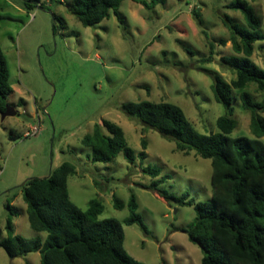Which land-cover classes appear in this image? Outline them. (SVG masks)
I'll return each instance as SVG.
<instances>
[{
    "label": "rangeland",
    "instance_id": "obj_1",
    "mask_svg": "<svg viewBox=\"0 0 264 264\" xmlns=\"http://www.w3.org/2000/svg\"><path fill=\"white\" fill-rule=\"evenodd\" d=\"M232 1L146 0L145 7L124 0L118 8L122 23L111 12L98 25L83 27L66 8L72 0H0V48L12 88L8 105L16 112L3 121L0 116V240L8 236L9 222L13 235L44 241L45 233L28 225L21 186L48 177L67 162L76 171L67 181L70 200L86 210L90 200L99 199L100 220L122 222L128 210L115 209L112 197L126 204L134 195L149 235L136 225L122 224L123 248L130 257L142 264H201L199 247L183 232L195 218L193 208L143 188L152 179L141 171L139 160L129 164L119 152L111 163H92L87 159L90 149L80 141L95 124L113 122L135 154L146 139L143 166L169 176L160 188L175 196L187 194L196 203L209 201L210 160L176 152L174 142L129 119L121 106L171 103L196 131L216 133V119L224 110L214 100L212 80L203 70L216 72L228 83L235 78L233 70L220 64L221 57L233 54L223 16L244 25L239 11L226 8ZM246 1L260 16L264 33V0ZM209 42L215 45L214 53L211 63L204 64ZM251 60L264 68V42L255 45ZM246 92L255 101L264 99L255 85ZM232 93L237 125L230 136L252 138L250 114L241 106L240 92ZM34 127L39 132L27 136ZM11 130L17 134L14 140L8 138ZM0 264H40V255L11 259L0 248Z\"/></svg>",
    "mask_w": 264,
    "mask_h": 264
},
{
    "label": "trees",
    "instance_id": "obj_2",
    "mask_svg": "<svg viewBox=\"0 0 264 264\" xmlns=\"http://www.w3.org/2000/svg\"><path fill=\"white\" fill-rule=\"evenodd\" d=\"M123 1L72 0L66 8L83 27H94L111 12L122 23L118 8ZM132 1L148 6L146 0ZM226 8L239 11L244 25L239 26L228 15L223 16L233 54L221 57L220 64L233 70L235 78L228 83L216 72L203 70L212 80L214 100L224 110L216 119V133H199L183 111L171 103L138 101L121 106L129 119L174 142L176 152L183 155L193 152L197 157L210 160L209 201L196 203L187 194L175 196L160 188L169 176H161L156 167L143 166L146 139H141V150L135 154L121 127L113 122L103 120L95 124L80 143L90 149L87 159L92 163H111L119 152L129 164L139 160L141 171L152 179L151 184L143 188L155 191L167 202L192 207L195 218L183 232L199 247L201 264H264V143L261 141L264 137V99L255 101L246 92L250 85L264 92V68L251 60L255 45L264 42V33L260 16L246 0H234ZM194 16L197 18L198 14L194 12ZM225 43L223 39L219 41L221 46ZM209 48V57L202 60L204 64L212 61L213 42H209ZM233 90L240 92L241 106L250 114L252 138L230 136L237 125L233 118ZM11 93L9 69L0 48V113L5 111ZM8 138L14 140L17 134L11 130ZM75 173L74 165L65 162L46 178L27 180L21 186L27 222L31 230L45 233V239L41 242L13 235L8 222V236L0 240V248L11 259L39 253L40 264H142L123 248L122 224L136 225L149 235L137 212L134 195H130L126 204L112 197L115 209L126 206L128 210L122 222L113 218L100 220L103 205L99 199L90 200L86 210L70 200L67 181Z\"/></svg>",
    "mask_w": 264,
    "mask_h": 264
},
{
    "label": "water",
    "instance_id": "obj_3",
    "mask_svg": "<svg viewBox=\"0 0 264 264\" xmlns=\"http://www.w3.org/2000/svg\"><path fill=\"white\" fill-rule=\"evenodd\" d=\"M16 115V112L14 110V108L10 105H6L5 107V111L0 113V116H1V120H5V118L9 117V116H15ZM26 182H24L22 184V186L25 184Z\"/></svg>",
    "mask_w": 264,
    "mask_h": 264
},
{
    "label": "built area",
    "instance_id": "obj_4",
    "mask_svg": "<svg viewBox=\"0 0 264 264\" xmlns=\"http://www.w3.org/2000/svg\"><path fill=\"white\" fill-rule=\"evenodd\" d=\"M39 132V130H38V128L37 127H34V128H32V130H31V133L29 134V133H27L26 135L27 136H30V135H36L37 133Z\"/></svg>",
    "mask_w": 264,
    "mask_h": 264
}]
</instances>
